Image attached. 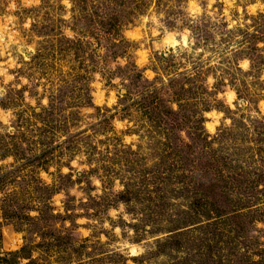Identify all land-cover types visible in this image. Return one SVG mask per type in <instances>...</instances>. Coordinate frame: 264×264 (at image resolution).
<instances>
[{
  "label": "rangeland",
  "instance_id": "1",
  "mask_svg": "<svg viewBox=\"0 0 264 264\" xmlns=\"http://www.w3.org/2000/svg\"><path fill=\"white\" fill-rule=\"evenodd\" d=\"M33 2L0 0V32L34 21L25 30L40 48L29 66L30 94L48 96L46 108L13 122L23 132L7 138L0 131V161H16L10 170L0 164V192L19 189L0 198V264H264V228L256 223H264V16L247 13L250 0H73L79 14L70 25L60 20L56 0ZM10 3L18 6L11 12ZM135 13L155 21L142 29L163 31L150 57L156 83L129 74L120 111L135 123L120 122L116 137L98 142L100 151L92 140L108 130L112 115L105 111L87 136L89 129L74 131L78 114L64 112L88 102L89 76L103 60L124 53L123 42L114 52L108 41ZM111 23L115 38L106 33ZM141 34L129 30L128 40ZM147 58L137 53L136 63ZM185 75L189 85L178 98L170 81ZM228 92L236 97L231 108ZM214 105L233 118L216 137L205 135L199 119ZM122 141L129 143L119 147ZM80 154L94 167L61 173L65 157ZM53 166L54 182L42 183L37 172ZM120 207L128 220L108 215Z\"/></svg>",
  "mask_w": 264,
  "mask_h": 264
},
{
  "label": "clouds",
  "instance_id": "2",
  "mask_svg": "<svg viewBox=\"0 0 264 264\" xmlns=\"http://www.w3.org/2000/svg\"><path fill=\"white\" fill-rule=\"evenodd\" d=\"M191 2V0H189ZM235 3V0H233ZM34 5L39 6L41 0H34ZM58 8L63 9L60 15V20L68 22L71 24L74 15H78V11L75 10V4L73 0H56ZM22 6V5H20ZM210 6V5H209ZM18 7L15 4H8L7 9L11 12L14 8ZM150 11V9H149ZM249 15L255 14L256 16H264V0H250V3L246 9ZM139 17H145L147 14L143 11L139 12ZM137 13L131 19V22H125L121 27L119 36L114 40V43L123 42L126 45L125 51L122 55H117L114 59L109 57L105 62L103 60V66L94 74L90 75L87 83V94L89 100L86 104L81 105L78 108H67L64 112L65 116L70 115L73 111L78 114L79 125L74 131H83L84 129H89L88 132L84 133L87 136L92 135L91 126L98 124L99 120L102 119L105 111L112 115V119L108 124V130L103 134L96 135L92 143L97 145L100 151L103 148L99 146V141L107 140L106 137H116L117 127L119 123L122 122L125 126H129L128 121L133 120V116L129 114H124L120 111L122 107V101L125 96L129 94L130 80L128 79L129 74H139L142 78L147 75V80L151 81L150 86H154L156 81L152 80L153 75L158 73L152 71V66L154 61L151 60V56H156L158 51V45L155 43L159 41L160 37L163 35V31H158L153 28L152 31H148L141 28V24L144 22H149L150 24L155 23L149 16L147 20L140 18H135ZM161 23L164 22V18L160 17ZM31 19L25 20L22 25H12V28L7 31L0 32V116L5 117L0 120V131L7 134V138L14 137V133L23 132L24 129L19 128L14 121L18 120L21 113L25 116H30L31 112L29 109L35 112H40L41 108H46L48 106V96L41 95L38 99L36 96L30 94V89L35 86V78L32 74V68L29 67L33 64L34 58L37 57L40 48L37 44V37H32L30 32H25V30H30L32 23ZM69 28H63L61 30L62 35L65 36V32ZM184 29H188V25H184ZM129 30L140 31L142 34L136 41H129L127 32ZM35 46V48L33 47ZM187 47V45H184ZM132 50H136L133 52ZM142 53L147 59L141 61L139 64L136 63V54ZM30 54V55H29ZM104 53L99 50V56H103ZM158 58V57H157ZM27 65V67H25ZM147 65V67H146ZM244 65H241L243 67ZM19 72H23V75H19ZM117 72H122L124 75H117ZM157 77H159L157 75ZM23 90V91H21ZM22 92V97H18L17 93ZM227 107H232V101L236 99L235 95L231 92L227 94ZM136 99V97H133ZM215 99L220 101L223 105L225 97L223 95L216 94ZM39 102V107L37 106ZM242 104V101L237 102ZM224 106V105H223ZM227 109V108H226ZM261 114L264 115V101L260 103ZM99 110V113L98 111ZM236 110H234L235 112ZM252 115H255L253 113ZM199 119L201 121V127L205 135H211L216 137L218 130L230 129L233 127V118L225 114L224 111L219 110L215 105L211 108L204 110L199 113ZM215 121V124H213ZM116 125V127H114ZM180 135L185 136V132L181 131ZM187 136V134H186ZM66 137L61 136L60 139L63 140ZM135 139V137H133ZM129 143L128 141H122L119 147H123L124 144ZM86 157L83 154L75 155L74 158L68 160L67 157L64 159V163L67 165L61 168V173L64 175L69 174L70 171L75 170L78 174L82 171H86L89 166L81 163ZM0 164L4 165L5 170H10L12 167L16 166V161L13 156L9 155L4 160L0 161ZM56 173V167H50L46 172L39 170L37 172V178L41 180L42 183L47 181V185H51L54 182V177ZM43 177V180L41 179ZM75 178V177H73ZM91 182L97 188H99L101 181L94 177H91ZM19 189L15 186H8L3 192H0V198L6 195H11L13 192H17ZM59 199L60 197H56ZM108 215L115 220L118 216H122L123 219L128 220V216L124 215L123 207L119 210L114 211L109 209ZM257 225L264 228V223L257 221ZM105 229L109 228V225L105 223L103 225ZM114 234L119 237L120 229H114ZM129 235H132L129 231ZM19 239V237L17 238ZM104 237L101 236L100 240L103 241ZM139 254H142L140 250H137Z\"/></svg>",
  "mask_w": 264,
  "mask_h": 264
},
{
  "label": "trees",
  "instance_id": "3",
  "mask_svg": "<svg viewBox=\"0 0 264 264\" xmlns=\"http://www.w3.org/2000/svg\"><path fill=\"white\" fill-rule=\"evenodd\" d=\"M117 3H120V1H116ZM116 22L117 20L116 19H113V20H111L110 22ZM115 30H117V29H114V25L111 23V26H110V28L109 29H107V31H106V33L108 34V36L109 37H111V38H115L116 37V32H115ZM262 32V31H261ZM115 40V39H114ZM108 43L110 44V46L111 47H113V51L114 52H116V50H121L122 49V46L120 45V44H117V43H114V41L112 42V40H111V42L110 41H108ZM184 74V73H183ZM181 81V82H180ZM189 81H190V76H183V77H181V79L179 80V81H174V80H172V81H170V83H171V85H172V87L174 86H177L178 88H179V91H178V93L176 94V96L179 98V96L178 95H180V97H181V95L183 96L184 94H185V92L186 91H182V89H185L186 90V86H188L189 85ZM177 84V85H176ZM129 94H130V92H129ZM128 94V95H129ZM189 95V94H188ZM189 98H187V99H191V100H193L194 99V97H191V96H188ZM148 97L147 96H145L144 97V99L146 100ZM160 97L159 96H154V99H157V100H161V98L159 99ZM178 103L180 104L181 103V101H178ZM214 189H216V187L215 188H213V190ZM1 240V239H0Z\"/></svg>",
  "mask_w": 264,
  "mask_h": 264
}]
</instances>
